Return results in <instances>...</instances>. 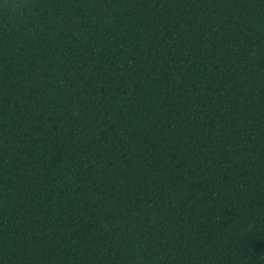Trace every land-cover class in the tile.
<instances>
[{
  "label": "trees",
  "instance_id": "16d2710c",
  "mask_svg": "<svg viewBox=\"0 0 264 264\" xmlns=\"http://www.w3.org/2000/svg\"><path fill=\"white\" fill-rule=\"evenodd\" d=\"M0 264H264V0H0Z\"/></svg>",
  "mask_w": 264,
  "mask_h": 264
}]
</instances>
